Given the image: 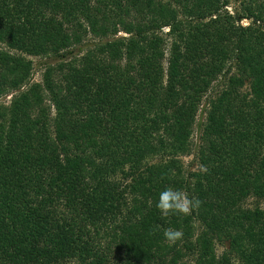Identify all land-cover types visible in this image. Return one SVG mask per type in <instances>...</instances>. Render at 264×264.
I'll return each mask as SVG.
<instances>
[{
    "label": "trees",
    "instance_id": "1",
    "mask_svg": "<svg viewBox=\"0 0 264 264\" xmlns=\"http://www.w3.org/2000/svg\"><path fill=\"white\" fill-rule=\"evenodd\" d=\"M234 1L0 0V264H264V0ZM167 186L202 204L161 218Z\"/></svg>",
    "mask_w": 264,
    "mask_h": 264
},
{
    "label": "clouds",
    "instance_id": "2",
    "mask_svg": "<svg viewBox=\"0 0 264 264\" xmlns=\"http://www.w3.org/2000/svg\"><path fill=\"white\" fill-rule=\"evenodd\" d=\"M202 170L206 171V169ZM201 204L202 201L198 197L190 196L187 191L167 186L158 194L156 207L160 211L161 218H166L170 215H191ZM163 236L166 241L174 244L183 238V232L180 229L168 227L163 230Z\"/></svg>",
    "mask_w": 264,
    "mask_h": 264
},
{
    "label": "rangeland",
    "instance_id": "3",
    "mask_svg": "<svg viewBox=\"0 0 264 264\" xmlns=\"http://www.w3.org/2000/svg\"><path fill=\"white\" fill-rule=\"evenodd\" d=\"M237 3L234 0H230L229 5L226 7L229 12H233V7H235ZM241 24H246L248 20L242 19ZM119 34H123L122 32ZM89 40H86V42ZM2 47V46H1ZM32 61V73H31V82H39L41 79V73H42V68L40 65V62H42L43 58L37 57V56H26ZM10 95H6L0 98L1 102H8ZM202 115L197 116V120H201ZM199 142L198 136H197V129L196 126H194L192 134H191V143L194 148V146ZM192 158V155H186L182 156L180 159L182 160L184 165H187L188 162H190ZM248 202H253L251 199L248 200ZM260 205H264V201L259 202ZM222 250L221 246H216V253H219Z\"/></svg>",
    "mask_w": 264,
    "mask_h": 264
}]
</instances>
